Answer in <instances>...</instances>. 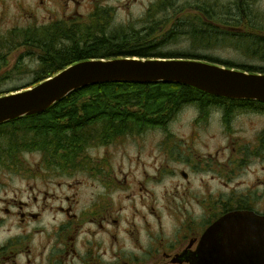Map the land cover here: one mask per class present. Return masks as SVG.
Instances as JSON below:
<instances>
[{
    "label": "trees",
    "instance_id": "1",
    "mask_svg": "<svg viewBox=\"0 0 264 264\" xmlns=\"http://www.w3.org/2000/svg\"><path fill=\"white\" fill-rule=\"evenodd\" d=\"M195 2L196 12H185L181 17L174 14L166 21L155 19L154 12H175L178 7L171 2L154 7L147 11L148 19L139 28L127 25L111 29L106 12H101L87 23L59 20L2 35L0 83L13 74H21L26 58H36L39 68L31 83L1 92L0 96L35 86L67 66L91 59L198 60L264 75V14L258 12L254 0H233L221 5L211 0ZM182 39L188 49L167 48L169 43ZM218 47L235 50L252 62L235 63L205 54V50ZM13 58L15 63L8 67ZM200 94L176 83L92 84L71 92L42 113L0 124V146L34 147L44 159L70 161L73 167L89 145H104L154 126L167 127L174 114ZM204 95L216 102L226 101V111L264 106L262 102Z\"/></svg>",
    "mask_w": 264,
    "mask_h": 264
},
{
    "label": "flooded vegetation",
    "instance_id": "2",
    "mask_svg": "<svg viewBox=\"0 0 264 264\" xmlns=\"http://www.w3.org/2000/svg\"><path fill=\"white\" fill-rule=\"evenodd\" d=\"M105 2L107 0H36L35 7L47 13L48 22L62 20L74 23L84 21L105 10L111 13L112 8H106ZM82 7H88V14L83 15L78 12ZM200 93L193 103L185 104L191 105L194 109V116L190 121L191 142L200 140L202 136H216L217 134L210 135L215 124L219 126L218 133L224 136L226 141V136L236 134L234 123L242 117L241 115L264 118V111L260 109L264 106L256 109H242V112L226 111V101L216 102L213 98L204 95L206 93L201 91ZM184 107L182 106L181 109ZM170 122L167 127L137 131L144 134L155 131L162 137L161 143L156 145V148H159V157L151 164L155 169L153 176L157 173L164 174L172 164L183 165L184 169H180L179 172L172 171L181 178L175 185L176 192L179 186L188 189L191 174L195 177L201 175L198 180L196 179L192 192L184 193L186 196L190 195L193 205L198 206L199 213L196 214L193 207L191 210L179 207L166 209V215L175 223L165 228L162 223L163 214L158 209L146 208V212L142 215L143 233L148 239V244L143 245L140 242V230L135 228L134 221L128 224L129 227L120 229L117 218L119 209L110 201L102 200L93 208V214L96 216L90 219L91 223L97 226L96 230L89 231L90 235L96 237L95 242L91 243L90 247L85 246V252L82 255L77 253L76 236L72 233L77 232L73 221L79 220L80 216L70 213L71 202L67 203L68 206L65 208H59L69 219L64 225V236L59 240L61 248L58 252L61 254L56 256L54 242L40 244L37 240L39 229L36 223L39 221V216L46 210L45 202L48 199V193L32 189L25 197L22 188L8 187V182L4 181L6 179L11 181L13 177L15 179L22 177L23 163L26 162L25 155H40L41 152L23 150L15 146L7 148L0 146V264H62L58 259L60 256L65 260L64 264H191L197 255L205 230L221 216L235 210L264 215V210H259L257 207L259 202L254 204L255 199L258 198L257 192L255 195L253 191L236 193V187L228 188V184L235 180L237 174L241 175V171L247 166L264 158V128L248 142L243 137L235 139L243 141L244 144L235 145L237 142L235 141L226 145L225 142L223 146L220 145L213 151L201 153L194 144H191L190 149H182L177 146V143L170 144L171 130L168 128ZM203 147L208 148V145L205 144ZM226 152H228L227 155ZM158 160H162L165 166L163 162L157 166ZM79 161L76 160V162ZM59 163L64 165L59 166L64 171L72 167L70 161L53 162L44 159L42 154L37 168L49 171L48 168H54ZM30 172L37 173L32 167ZM254 180L259 178L256 177ZM104 181L103 193H117L120 184L129 189L126 176L122 182L117 174L106 177ZM180 181L183 183L180 184ZM137 186L139 191L144 190L145 195L148 194L149 190L144 183L140 182ZM35 191L37 194L33 195ZM137 191L131 188V199H134ZM38 195L43 196L40 203ZM65 200L69 202V197H65ZM121 238L123 241L120 244Z\"/></svg>",
    "mask_w": 264,
    "mask_h": 264
},
{
    "label": "rangeland",
    "instance_id": "3",
    "mask_svg": "<svg viewBox=\"0 0 264 264\" xmlns=\"http://www.w3.org/2000/svg\"><path fill=\"white\" fill-rule=\"evenodd\" d=\"M195 1L197 0H107L104 5L106 8H112V11L111 13L108 10L104 12L108 16V24H110L111 29L127 25L139 28L144 26V21L148 19L147 16L149 15L147 11L154 7H164L169 2L178 7V11L175 12L174 10H170L167 13H162V11H159V13L154 12L153 16H156L155 19L160 20L163 18L166 21L168 17L170 18L174 14L181 17L182 13L188 12L186 14H189L193 11L196 12L195 4L197 2ZM211 1L220 5L233 2V0ZM188 2L191 3L186 5ZM35 3L36 0H0V36L6 35L13 30L24 29L30 25L49 23L46 19L47 13L36 9ZM183 5L186 6L182 7ZM254 6L258 12L264 14V0H254ZM88 10V7H82L78 12L86 15L88 14ZM89 20L90 18H87L79 22L87 23ZM167 48L178 51L188 49L185 39H182L179 43H169ZM18 51L19 49L14 54ZM205 54L235 63L252 62L235 50L222 47L205 50ZM14 63L15 59L13 58L8 67L12 68ZM22 67L21 74H13L7 81L0 83V93L31 83L34 79V72L39 68V61L36 58H26ZM184 106L168 121V123L171 121L168 125V128L171 130V136L169 137L170 144L177 143V146L182 149H190L191 144H194V147L199 148L201 153H205L213 151L220 145L223 146L225 142L226 145L235 141H237L235 145L237 143L244 144L243 141L235 139L243 137L248 142L251 137H254L255 134L264 128V118L241 115L242 117L234 123L236 134L226 136V141L225 137L218 133L219 126L215 124L211 129L210 135L217 134L216 136H202L200 140L191 142L190 121L194 116V109L191 105ZM231 112H242V109H235ZM158 127L161 126H154L153 128ZM151 133H155V131L147 132V134L134 131L128 135L119 136L114 141L105 143L104 145H89L84 150L82 156L78 158V161H80L65 171L59 166L48 168L49 171L37 168L39 160L42 158V153L40 155H25L24 159L26 162L23 163L24 167L22 168L24 171L22 177H18L17 179L13 177L11 181L7 179L4 181L8 182V187L22 188V193L25 197L30 194L32 189L48 193V199L45 202L46 210L39 216V221L36 223V227L38 226L39 229L38 242L40 244H47L48 241L50 243L54 242L56 256L61 254L58 252V249L61 248L59 240L64 236V225H66L69 218L59 208H65L68 206L67 203L70 202L72 204V211L70 213L80 216L79 220L74 219L73 221L74 226H76L74 229H77V232H72L76 236L78 255L84 254L85 246L90 247L91 243L95 242L96 237L90 235L89 231L96 230L97 226L95 223H91L90 219L96 216L93 214V208L102 200L106 202L110 201L119 209L117 218L120 223V229L129 227L128 224L134 221L135 228L140 230V242L143 245L148 244V239L143 233L144 218L142 214L146 212V208L148 210L152 208L158 209L163 214L162 223L165 228H169L175 223L172 218L166 215V209L179 207L191 210L193 207L194 212L198 214V206L193 205L190 195L186 196L184 193L192 192V189L196 185V179L198 180L201 175L195 177L191 174L188 189L186 190L184 187L179 186L177 192L175 191V185L177 180L181 178L179 175L173 174L172 171L179 172L180 169H184L183 165L172 164L164 174L157 173L156 176H153L155 169L151 164L159 157V148H156V145L161 143L162 137L159 132L155 134ZM205 144L208 145V148L203 147ZM14 146L16 148L21 147L23 150H37L34 147L24 148L21 145ZM227 154L228 152H226ZM162 162V160H158L156 165L159 166ZM163 166H165L164 162ZM31 167L34 171H37L36 174H31ZM95 171L97 173H94ZM114 174L119 176L121 182L124 176H126L129 183L127 187L129 189L120 184L117 193H103L104 180L106 177H113ZM236 176L235 180L228 184V188L232 189V187H236V193L253 191L252 193L255 195V192H257L258 198L255 199L256 201L253 200V202L255 201L254 204L259 202L257 204L258 209L264 210V158L259 162H254L250 166H247L241 171V175L237 174ZM256 177L259 180L255 181L254 178ZM140 182L144 183L145 187L149 190L147 195H145L144 190L139 191L137 184ZM182 183L180 181V184ZM131 188L138 190L134 199H131L130 196ZM36 191L33 192V195L37 194ZM38 197L39 203L42 202L41 198L43 196L38 195ZM65 197H69V202L65 200ZM77 223L79 224L77 225ZM32 225L34 226L35 224ZM67 240L69 241L70 239ZM122 241L123 238L120 239V244ZM58 259L64 264L65 260L61 256Z\"/></svg>",
    "mask_w": 264,
    "mask_h": 264
},
{
    "label": "water",
    "instance_id": "4",
    "mask_svg": "<svg viewBox=\"0 0 264 264\" xmlns=\"http://www.w3.org/2000/svg\"><path fill=\"white\" fill-rule=\"evenodd\" d=\"M108 82L176 83L208 95L264 103V75L198 60L91 59L25 90L0 96V124L44 112L71 92ZM191 264H264V215L235 210L212 223Z\"/></svg>",
    "mask_w": 264,
    "mask_h": 264
}]
</instances>
